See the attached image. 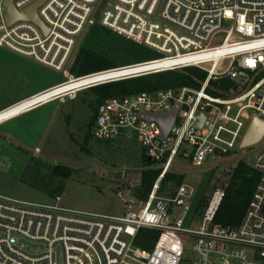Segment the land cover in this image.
<instances>
[{
  "label": "built area",
  "instance_id": "1",
  "mask_svg": "<svg viewBox=\"0 0 264 264\" xmlns=\"http://www.w3.org/2000/svg\"><path fill=\"white\" fill-rule=\"evenodd\" d=\"M36 1L13 4L23 11ZM104 1L45 0L37 8L45 32L30 19L9 23L6 0H0V47L63 71L65 77L15 103L35 98L18 115L136 76L198 67L206 77L199 87L141 91L107 98L98 106L93 137L137 138L160 170L148 196L127 200L124 214L68 208L60 196L39 202L0 192V264H264V147L251 164L258 184L236 226L214 222L227 185L215 190L196 227L186 224L193 188L184 183L174 195L161 193L162 179L177 156L201 166L210 155L231 154L238 145L244 148L252 119L264 121V0H106L97 19ZM96 23L160 57L75 76L71 66L79 42ZM222 79L232 81L231 88H216ZM176 105L177 116L163 138L161 125L145 114L164 115ZM262 141L264 132L247 147ZM143 229L158 231L150 248L138 243ZM184 236L192 238L196 255L188 263Z\"/></svg>",
  "mask_w": 264,
  "mask_h": 264
},
{
  "label": "rangeland",
  "instance_id": "2",
  "mask_svg": "<svg viewBox=\"0 0 264 264\" xmlns=\"http://www.w3.org/2000/svg\"><path fill=\"white\" fill-rule=\"evenodd\" d=\"M224 26H230V22L225 21ZM148 55L155 56L151 52ZM64 80L63 71L0 47V107ZM96 106L95 90L89 88L79 91L74 99L55 100L1 123L0 192L39 202H50L58 194L60 203L68 208L124 214L126 201L138 198L143 170L157 168L158 163H147L146 148L137 138L87 139ZM262 147L264 141L252 147L238 145L231 154L217 155L201 166L176 157L168 173L184 175L183 184L194 190L187 198V225L196 227L202 223L203 213L198 211L201 201L208 203L216 189L228 185L240 161L251 166L256 150ZM55 166L67 167L71 174H53ZM60 186V192H52ZM183 238L184 260L188 263L196 256L194 242L188 236Z\"/></svg>",
  "mask_w": 264,
  "mask_h": 264
},
{
  "label": "trees",
  "instance_id": "3",
  "mask_svg": "<svg viewBox=\"0 0 264 264\" xmlns=\"http://www.w3.org/2000/svg\"><path fill=\"white\" fill-rule=\"evenodd\" d=\"M151 49L96 23L87 30L82 39L71 70L73 73L81 76L120 65L140 63L160 57V54L156 50L153 49L152 51ZM149 52L155 54V56L149 57ZM201 76L206 77L204 70L198 67H188L136 76L93 87L96 94L97 106L94 107V115L90 121V131L87 139L93 137L92 129L97 109L105 99L110 97H125L141 91L156 92L164 88L177 89L183 85L199 87L202 80ZM232 84V81L229 79H222L215 86L220 90H228ZM212 93L215 95L221 94L218 90H212ZM97 140L106 141V139ZM146 160L151 165L147 153ZM58 172L64 177L71 174L69 168L55 166L52 173L56 174ZM159 173L160 170L155 167L143 170L141 189L137 194L138 198L142 199L148 196ZM184 179L185 177L182 174L167 173L161 182V193L166 192L167 194L174 195L176 192L175 188L183 184ZM258 181L259 174L252 166L240 161L231 173L225 196L215 214L214 222L226 226L238 225L247 210ZM61 190L62 187L60 186L52 192L57 193ZM56 196L59 195L57 194ZM207 204L205 200H202L198 211L204 213ZM157 236L158 231L143 229L138 243L143 247L150 248Z\"/></svg>",
  "mask_w": 264,
  "mask_h": 264
},
{
  "label": "water",
  "instance_id": "4",
  "mask_svg": "<svg viewBox=\"0 0 264 264\" xmlns=\"http://www.w3.org/2000/svg\"><path fill=\"white\" fill-rule=\"evenodd\" d=\"M45 0H37L34 2L32 5H30L27 9L23 11H18L13 4V0H6V6L8 9V15H7V21L9 23H12L13 21L17 19H30L37 24H39L45 32H47V29L45 28L43 22L40 20L38 13H37V8L40 6ZM108 2L105 0L98 8L95 17L98 19L100 16V13L104 6ZM179 106L176 105L173 110L167 114L164 115H151V114H145V117L148 119H152L157 121L162 128V137L165 138L170 131V128L177 116ZM200 123V122H199ZM264 132V121H262L259 118H253L251 121V124L248 128V131L245 135V138L243 139L242 146L247 147L251 146L255 143H257L261 137L263 136ZM215 158V155H210L208 156L207 160ZM152 158L149 157V161H151ZM29 248H33L32 246H29Z\"/></svg>",
  "mask_w": 264,
  "mask_h": 264
},
{
  "label": "bare ground",
  "instance_id": "5",
  "mask_svg": "<svg viewBox=\"0 0 264 264\" xmlns=\"http://www.w3.org/2000/svg\"><path fill=\"white\" fill-rule=\"evenodd\" d=\"M72 85V86H71ZM70 86L73 87L74 85L71 84ZM35 99V98H34ZM34 99H28L25 102L16 104L12 107H9L5 110H2L0 112V121L3 119H11L13 118L15 115H18L23 109H25L29 104L33 103Z\"/></svg>",
  "mask_w": 264,
  "mask_h": 264
},
{
  "label": "crops",
  "instance_id": "6",
  "mask_svg": "<svg viewBox=\"0 0 264 264\" xmlns=\"http://www.w3.org/2000/svg\"><path fill=\"white\" fill-rule=\"evenodd\" d=\"M27 98V97H26ZM23 99H25V98H23ZM23 99H20V100H17V101H10L8 104H6V105H4V106H2V107H0V112L2 111V110H5V109H7V108H9L10 106H12V105H14L15 103H17V102H19V101H21V100H23ZM13 118H15V117H13ZM12 118V119H13ZM7 121V120H6ZM5 122V121H4ZM3 123V122H2ZM1 124V123H0Z\"/></svg>",
  "mask_w": 264,
  "mask_h": 264
}]
</instances>
